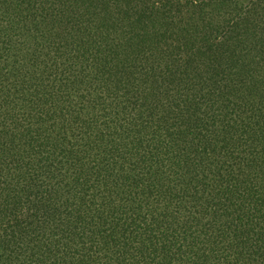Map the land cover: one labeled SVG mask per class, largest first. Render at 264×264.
<instances>
[{
	"label": "trees",
	"instance_id": "obj_1",
	"mask_svg": "<svg viewBox=\"0 0 264 264\" xmlns=\"http://www.w3.org/2000/svg\"><path fill=\"white\" fill-rule=\"evenodd\" d=\"M0 264H264V0H0Z\"/></svg>",
	"mask_w": 264,
	"mask_h": 264
}]
</instances>
